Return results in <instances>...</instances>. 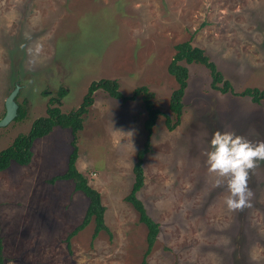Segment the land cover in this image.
<instances>
[{"label":"rangeland","instance_id":"obj_1","mask_svg":"<svg viewBox=\"0 0 264 264\" xmlns=\"http://www.w3.org/2000/svg\"><path fill=\"white\" fill-rule=\"evenodd\" d=\"M37 41L43 51L30 64L27 48ZM183 42L203 50L232 93L212 89L204 66L187 64L182 113L168 131L177 84L167 67ZM103 79L123 97L145 87L162 114L137 193L159 225L153 248L144 259L146 227L124 200L146 138L142 98L123 102L97 90L75 135V167L100 193L109 234L92 239L91 221L66 246L88 200L72 181L48 183L65 173L72 150L71 131L55 127L33 142L27 166L12 163L0 173L2 264H264V162L250 173L251 206L229 211L227 190L213 187L204 155L216 131L264 141V101L234 96L264 91V0H0V120L16 86L26 113L0 128V152L47 107L78 109L90 84ZM60 87L67 94L49 105Z\"/></svg>","mask_w":264,"mask_h":264},{"label":"trees","instance_id":"obj_2","mask_svg":"<svg viewBox=\"0 0 264 264\" xmlns=\"http://www.w3.org/2000/svg\"><path fill=\"white\" fill-rule=\"evenodd\" d=\"M174 51L175 53L173 58L167 67V73L175 80L177 84V89L172 92L169 99V110L175 117L176 121L171 125L169 124L170 118L166 117L168 131L173 130L175 126H178V120L182 113V98L187 87L188 79V70L186 68L187 64H198L204 66L210 72L212 79V89L223 94H227L228 92L232 93L230 84L227 81L223 82L221 74L216 70L215 66L210 63L203 50L192 46L190 42H183L174 46ZM221 83L222 87H218V84ZM97 90H102L110 98L117 100L120 99L123 102L134 100L137 96H141L144 108L146 110L147 118L143 123V130L146 133V138L142 147L136 152L135 162L131 170L133 176L132 185L129 193L124 199L138 213L139 222L146 227L147 234L146 250L144 253L145 259L157 240L159 234V225L151 220L146 214L142 202L137 198V193L144 185L143 162L146 154L149 152L152 130L156 120L160 115H162L157 109L154 108L151 101L153 95L148 93L145 87L135 89L131 97H123L118 92V85L116 82L103 79L90 84L87 94L83 97L78 109L64 114L57 107H47L46 116L36 119L32 123V126L26 135H20L16 137L9 147L0 152V173L8 169L12 163L18 166H27L32 158L31 148L33 142L50 134L53 128L58 127L61 129L70 130L71 134L73 135V139L71 141L72 150L68 156L66 171L61 175L52 177V179L48 180V183L53 184L60 180L72 181L74 184V190L76 192L82 193L87 198L88 204L81 223L77 225L72 231H70L65 238L66 246L69 249L71 238L82 231L91 221L94 222L92 239H95L96 236L102 231L109 234V230L104 223L105 208L102 204L100 193L88 184L86 177L78 172L75 167L77 160L75 135L83 128V116L87 114L88 108L93 103V94ZM45 94L46 93H43L44 96ZM66 94V89L60 87L58 91V98H56V100H49L48 104L50 105L54 102L57 103L58 99L63 98V96ZM234 96L247 97L254 104H259L261 101H264V91H258L256 89H245L243 92ZM25 115V111L19 106L15 120H22L25 118ZM2 251V239L0 236V264H2L3 258ZM141 264H144V261H142Z\"/></svg>","mask_w":264,"mask_h":264},{"label":"clouds","instance_id":"obj_3","mask_svg":"<svg viewBox=\"0 0 264 264\" xmlns=\"http://www.w3.org/2000/svg\"><path fill=\"white\" fill-rule=\"evenodd\" d=\"M26 39L31 37L26 36ZM42 51L43 45L38 41L28 47L29 63L35 64ZM127 135L131 138L132 133ZM204 155L208 174L213 178V187H225L227 190L223 198L226 208L240 211L250 207L254 193L248 182L250 173L259 167L260 162H264V141L253 142L230 130L216 131Z\"/></svg>","mask_w":264,"mask_h":264},{"label":"water","instance_id":"obj_4","mask_svg":"<svg viewBox=\"0 0 264 264\" xmlns=\"http://www.w3.org/2000/svg\"><path fill=\"white\" fill-rule=\"evenodd\" d=\"M18 90V86L14 87V89L10 92V94L6 97L4 101L5 113L3 118L0 120V128L6 127L17 116L18 106L15 102V97L18 93Z\"/></svg>","mask_w":264,"mask_h":264}]
</instances>
